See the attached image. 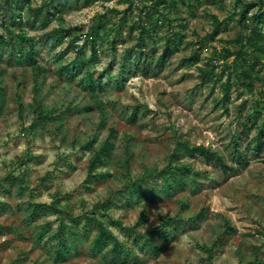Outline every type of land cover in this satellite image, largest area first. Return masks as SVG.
<instances>
[{
	"label": "rangeland",
	"instance_id": "374dc122",
	"mask_svg": "<svg viewBox=\"0 0 264 264\" xmlns=\"http://www.w3.org/2000/svg\"><path fill=\"white\" fill-rule=\"evenodd\" d=\"M260 12L264 0H0V36L39 52L28 65L0 46V200L10 205L0 264H115L92 254L97 229L87 235L70 214L109 225L139 264L264 260V51L248 41L256 20L264 35ZM171 36L181 49L161 60ZM195 52L200 61L186 66ZM39 110L52 119L35 123ZM109 138L111 159L91 182L89 163ZM170 163L189 166L184 190L139 201V183L164 189ZM31 202L56 212L31 221ZM163 221L166 249L154 255L142 244ZM61 224L70 236L57 254Z\"/></svg>",
	"mask_w": 264,
	"mask_h": 264
},
{
	"label": "trees",
	"instance_id": "16d2710c",
	"mask_svg": "<svg viewBox=\"0 0 264 264\" xmlns=\"http://www.w3.org/2000/svg\"><path fill=\"white\" fill-rule=\"evenodd\" d=\"M242 17L246 18L247 10H244L242 12ZM264 12H260L259 14L255 15V19H263ZM88 36V35H86ZM264 38V35L261 34L260 29L258 28L257 20L256 25L251 29V34L248 37V41L251 45H253L257 50L264 51V45L259 44L257 42L258 38ZM141 40L144 39V37H140ZM12 40V39H11ZM23 44L21 45H13V42L9 40L7 42L6 38L2 35L0 36V46L6 45L9 46L12 49V46L17 49V53L21 56V62H27L28 65H35L37 63V57H38V49L36 47V44L32 43L30 39H22ZM182 36L175 37L171 36L167 39L165 45H163V51L160 55L161 60H165L169 58L170 56L174 55L178 51H180L182 46ZM27 48V49H26ZM94 54H96V48L93 47ZM246 53L243 51H239L237 53V57H243ZM231 55V53H229ZM200 54L198 52L193 53L192 55L186 57L184 59V63L186 66H191L197 62L200 61ZM141 75L143 76H149L150 71L147 68V65H143V67L140 70ZM38 117L35 119V123L39 121L41 118H50L52 117L48 114H45L42 110L37 111ZM35 123L32 125L35 127ZM259 146V145H258ZM110 138L105 142V144L94 154L92 160L89 163V179L91 182H97L101 180L102 174L96 173V170L99 166L108 164V162L111 159V153H110ZM184 151L191 157L195 156L196 154L204 155V156H211L216 157L217 161H219V164L223 167V169L228 172L233 169V165H229L223 161L221 156H219L216 152L211 151L210 149L204 147V146H197L195 148H190L187 145H184ZM173 157H176V155H172ZM177 159V158H176ZM178 160V159H177ZM189 172V166L187 165H178L173 166L172 163H170L166 168L159 171L160 175L163 178V181L165 183L164 189L158 190L155 187H148V184H142L139 183L137 185L138 189L136 190V198L139 201L145 200V196H154L153 198L155 200H160L161 198L170 197L174 190L176 188H179L180 190L185 188V181L188 177ZM157 176V175H154ZM172 180L175 181L176 186L172 183ZM2 183L0 181V190H2ZM126 188V187H125ZM126 190V189H124ZM122 190V192H124ZM29 211L31 212V217L29 220L34 221L38 217V214L43 212L46 214H52L56 211L51 210L50 208L52 205L48 203H29ZM99 206H102V204H97L96 208ZM10 208L9 203H7L5 200H0V217L4 214L5 211H7ZM56 210V209H55ZM147 211L144 210L141 213V218L143 220L146 219ZM69 219L74 222L76 225L84 223V231L86 234H90L91 230L97 229L96 235H94L92 239V249L91 252L94 256L101 254L104 258L112 257L113 262L116 264V261L118 259L123 264H139V258L137 253L135 252L134 246L128 244L127 242L121 241L115 233L112 231L111 227L107 224L97 222L94 215H69ZM112 225H118L122 226V222L119 220H112ZM64 221L62 222V224ZM60 225L58 228V235H59V243L57 245V254H61L63 250L67 251L68 248V242L67 238L70 235H67L66 232V226ZM168 224L167 221H163V223H159L155 225L151 230H149L147 233H145V241L143 242V249L144 250H150V252L154 255H158L160 252L164 251L166 249V245L164 243H161L158 239V234L161 232L163 233L164 229L163 227ZM12 226V225H11ZM15 228V226H13ZM42 230L39 232V238L43 239L46 234L45 226L41 227ZM137 242V239L135 240ZM251 264H264V260L257 259L255 262Z\"/></svg>",
	"mask_w": 264,
	"mask_h": 264
}]
</instances>
